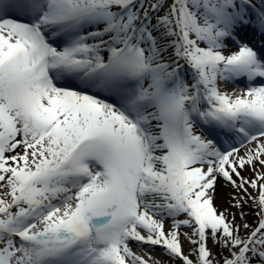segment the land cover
I'll return each mask as SVG.
<instances>
[{"label":"snow or ice","instance_id":"6c2138e0","mask_svg":"<svg viewBox=\"0 0 264 264\" xmlns=\"http://www.w3.org/2000/svg\"><path fill=\"white\" fill-rule=\"evenodd\" d=\"M0 264H264V0H0Z\"/></svg>","mask_w":264,"mask_h":264}]
</instances>
